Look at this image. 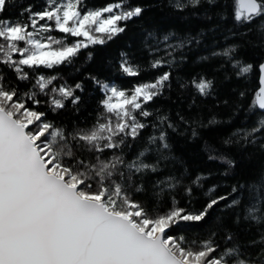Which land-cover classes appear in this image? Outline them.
<instances>
[{
    "label": "snow or ice",
    "instance_id": "1",
    "mask_svg": "<svg viewBox=\"0 0 264 264\" xmlns=\"http://www.w3.org/2000/svg\"><path fill=\"white\" fill-rule=\"evenodd\" d=\"M15 7L0 0V264H264V0ZM136 21L152 60L96 55ZM190 63L194 73L174 75ZM173 83L177 104L186 92L188 109L214 97L227 119L156 107ZM241 113L221 147L204 138ZM180 138L202 140L207 158L177 155Z\"/></svg>",
    "mask_w": 264,
    "mask_h": 264
},
{
    "label": "trees",
    "instance_id": "2",
    "mask_svg": "<svg viewBox=\"0 0 264 264\" xmlns=\"http://www.w3.org/2000/svg\"><path fill=\"white\" fill-rule=\"evenodd\" d=\"M29 2H33V0H15V8H10V12L18 11L19 7L22 5H26ZM34 2L39 3L40 0H34ZM97 2H102V0H97ZM135 3L136 0H133ZM144 2H155V0H144ZM162 11H167V9L160 10L155 9L153 12L148 13V16H159L162 14ZM140 21H136L135 24L129 25V31L126 34H122L119 39H116L115 41H109L107 46H98L100 48V51L96 53L97 56H102L105 61L112 60L115 61L118 59L119 53L121 51H129L131 50L135 57L137 62L146 65L150 60H152L154 57L150 56L146 49H144V46L142 44V36H141V29L139 27ZM221 47L226 46L224 42L221 40L220 42ZM125 45H131V49L125 47ZM206 50H200L199 52H194L190 56V60L195 61L198 56L200 55H206ZM159 55H163V53H160ZM220 60H213V64L220 63ZM92 64L91 61L87 60V51L82 50L80 57L76 61V67L80 68L82 71L83 69L88 68ZM198 69V65L195 63H190L187 66H184L182 72H174V75H180V76H187L189 73H194L195 70ZM167 67L162 66L161 71H166ZM60 71L67 77L69 75L79 77V73L75 72L72 67H61ZM229 71L231 69L229 68ZM159 73L155 70H152L150 72L141 73L140 79H150L155 75H158ZM225 73L220 72L217 74V80L223 81ZM72 80L69 79V83H71ZM252 87H255V78ZM227 87V82H224V86L218 89L221 96H223L224 90ZM178 86L177 84L173 83L172 85V91L166 92L163 97H161L156 102V107L159 108H185L188 109V105L191 103V100L188 98L189 93H184L183 97L180 100V103L177 104V97H178ZM191 95H196L195 91L192 90ZM197 107L188 109V112L190 114H195L197 112H200L202 116L205 119V122L208 118L211 117L213 113H218V118L221 119H227L228 115L231 112V109L224 108V107H214L216 104V100L214 97H207V98H197ZM71 107V105H69ZM89 111H91V108H89ZM243 121V113H241L238 117L235 118L232 125H224V126H215L213 128H210L209 130L204 131L202 134L205 139L210 140V142L216 144L217 147H221L220 142V135L221 134H227L228 132H231L237 127H244L245 125L242 123ZM174 149L177 155L183 154L186 158L191 157L194 153L199 152L204 159L207 158V154L203 152V141H196L193 142L191 140H188L187 144L183 143V138H180V140L177 141V143L174 145ZM223 150V149H222ZM210 165L216 169L217 171H223L224 165L217 161V162H209ZM212 182L221 183L224 185L223 181L216 180L212 181L209 180V184ZM232 181H228L227 183L230 184ZM230 191V188H228L226 185L222 186L221 188L217 189V194L223 195L225 192ZM198 206V205H197ZM215 217H213L214 219ZM211 227V221H209L208 224H205L202 228L195 229L192 235L200 234L203 235L207 231L208 228Z\"/></svg>",
    "mask_w": 264,
    "mask_h": 264
}]
</instances>
